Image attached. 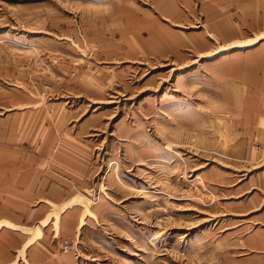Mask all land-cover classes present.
<instances>
[{
  "label": "rangeland",
  "instance_id": "rangeland-1",
  "mask_svg": "<svg viewBox=\"0 0 264 264\" xmlns=\"http://www.w3.org/2000/svg\"><path fill=\"white\" fill-rule=\"evenodd\" d=\"M6 220L57 250L15 264H264V0H0Z\"/></svg>",
  "mask_w": 264,
  "mask_h": 264
},
{
  "label": "crops",
  "instance_id": "crops-1",
  "mask_svg": "<svg viewBox=\"0 0 264 264\" xmlns=\"http://www.w3.org/2000/svg\"><path fill=\"white\" fill-rule=\"evenodd\" d=\"M58 172L61 173L62 169H52L51 167L40 169L38 167L30 168L27 172L25 171L24 174L25 176L27 175L28 180L24 179L25 185L21 190V198L29 205H39L38 208L41 207V209L45 210L47 224H54L56 222V217L60 215V212L61 219L63 218V212H65L64 215L69 216V218L66 217L65 219L72 223V218L75 217L76 214L71 211L67 213V211L70 208H76L79 204L78 197L74 194L72 189L67 185L64 186L57 182L56 176L61 175ZM42 175H45V178H41ZM1 224H11L14 225L15 228L8 227L7 225H3L0 228V264H15L17 260H23V255L29 257L30 255H34L35 252H37L39 257H44L47 253L56 256V248L41 249L38 246H32V244L25 247V242L21 241L23 238L16 237L15 233H13V231L20 230L19 227H21L16 224V222L14 223L6 220ZM44 227H46V225ZM52 229L56 232L54 227H52ZM40 232H42V235H40ZM40 232L39 239H43L46 237L48 229L42 230L40 228ZM10 240L15 242L10 243Z\"/></svg>",
  "mask_w": 264,
  "mask_h": 264
},
{
  "label": "bare ground",
  "instance_id": "bare-ground-1",
  "mask_svg": "<svg viewBox=\"0 0 264 264\" xmlns=\"http://www.w3.org/2000/svg\"><path fill=\"white\" fill-rule=\"evenodd\" d=\"M228 31L226 30V31H223V33H222V35H223V37H224V39L225 40H229V37H230V35H232L231 33V31L230 32H228ZM231 38V37H230ZM245 45H249V44H245ZM241 46V45H240ZM244 46V45H243Z\"/></svg>",
  "mask_w": 264,
  "mask_h": 264
}]
</instances>
